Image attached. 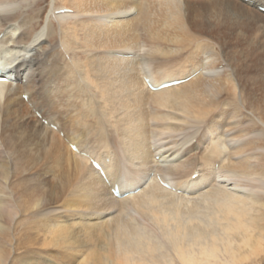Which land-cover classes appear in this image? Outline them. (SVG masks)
<instances>
[{"label": "bare ground", "instance_id": "1", "mask_svg": "<svg viewBox=\"0 0 264 264\" xmlns=\"http://www.w3.org/2000/svg\"><path fill=\"white\" fill-rule=\"evenodd\" d=\"M22 1L0 0V71L2 77L7 78V82H0V115H25L29 117V127H35L34 122L39 126L37 135L50 146L48 151H52L56 158H66L67 168L62 178L67 183L62 187L61 183L31 189L23 187L15 192L2 171L0 264H9L10 257L6 255L4 245L24 248L27 256L31 257L24 264H43L47 257L51 259H48V264L74 263L79 256L88 252L90 246L91 251L80 264L260 263L259 259L264 254V172L252 166L253 157H244L247 152L257 148L259 140L247 141L250 129H242L234 143L238 139H244L247 143H240L237 148L231 149L228 145L231 140H227L226 136L224 139L218 138L214 132L216 130L221 134L220 131L226 130L223 132L226 134L239 127L230 126V119H237L239 115L235 110L228 109L232 110L237 100L234 94L236 85L231 81L222 82L198 75L203 69L210 73L215 70V64L204 63L208 57L197 60L195 55L210 54V50L207 52V48L203 49L204 39L190 30H196L200 25L204 31L210 30L209 24H196L192 19V12L196 10L191 7L201 3L184 0L187 17L192 15V18L186 19L183 0H63L64 7L60 8L74 10L73 16L97 15L98 19L95 16L93 20L90 17L80 20L84 43L78 42L80 29L76 25L72 27L74 42L71 40L73 43H66L64 50L56 51L52 27H45L36 36L30 37L33 18L29 12L18 9ZM200 6L212 11V16L215 12L216 23L211 28L214 34L217 32L216 38L223 34L235 37L237 42H249L251 47L248 50L245 48L240 55L252 60L254 38L249 37L258 31L264 35V13L261 11L264 0H208ZM98 15L113 16L108 21L105 19L106 22L115 16L119 22L112 20L116 24L111 22L109 26L101 22L99 18L102 16ZM73 16L64 15L61 18ZM252 16L263 24L258 30L252 28ZM141 31L143 34H140ZM247 32L250 36L245 38L243 33ZM140 35H145L158 46L150 53V61H138L136 58L139 57L127 60L126 55L140 47ZM46 36L51 45L44 48ZM162 45L179 47L181 53L188 49H192V52L187 53L185 60L166 59L161 64V70L156 72L152 67V63L157 62L154 57L159 54L173 56ZM194 46L197 47L196 51L193 50ZM71 51L97 55L83 65L62 62ZM100 52L105 55L102 56ZM118 52L125 54L126 58L118 57L115 54ZM48 55L54 59L51 60V67L46 59ZM188 62L189 67H186ZM193 73H196L195 77ZM148 76L155 87L179 80L184 83L153 90L146 84ZM24 79H27L26 85L23 84ZM261 82L256 78L252 85H260ZM223 92H228V95L221 101L218 97ZM23 96H28L29 100L26 101ZM255 104L258 111L264 113V101ZM61 106L66 112L75 110L77 113L75 119L70 121L72 128L66 122L57 127L54 117L43 114L48 109L61 112ZM31 109L33 112L36 110L35 114ZM176 111L182 114V119L173 115L172 112ZM36 113L42 114L41 120ZM176 121L204 128L202 137H205L200 140L201 146L203 142L207 143L195 163L186 160L169 165L168 170H174V175L179 179L172 182L171 189H165L157 182L156 166H153L156 163L154 135L158 138L160 134L177 131L171 124ZM43 122L49 127H56L65 141L71 138L72 143L77 141L81 147L76 146L77 151H72L70 142L69 146H64L62 138L46 130ZM154 131L156 134L153 135ZM76 132L82 133L84 138L77 139ZM262 133L257 134L258 138L264 137ZM5 134L3 139L0 137V148H9L12 144L11 139L4 138ZM89 138L94 141L92 147H88L84 140ZM94 156L103 166L105 178L91 166L90 160ZM62 158L59 157L60 160ZM2 162L4 169L7 162ZM217 163H221L219 170L216 169ZM21 165L22 162L17 161L12 167L16 171ZM163 172L168 174V171ZM195 175H198L197 180L193 179ZM74 179L79 186L73 188L71 196H63L61 189L65 187V190L66 186L72 189ZM222 179L225 182L240 179L248 183L232 182L235 184L228 188V185L222 184ZM116 184L119 185L120 196L112 193ZM197 189L203 190V194L199 195ZM39 192L41 198H37L40 197ZM26 195L33 197L27 199ZM52 203H62L64 213L60 215L56 211L58 207L51 210L56 215L48 212ZM128 204L137 209H134L137 214L146 216V221L153 225L151 228L158 231L157 234L135 218L125 216V206ZM108 212L119 216L113 223L108 220L101 222ZM94 217H101L98 219L100 222H83L96 219ZM31 219L34 220L32 223H25ZM80 219L81 222H76ZM92 223L94 225L90 226ZM23 224L24 231L16 237L15 232ZM15 237L17 244L14 243ZM35 251L48 253L39 255Z\"/></svg>", "mask_w": 264, "mask_h": 264}, {"label": "rangeland", "instance_id": "2", "mask_svg": "<svg viewBox=\"0 0 264 264\" xmlns=\"http://www.w3.org/2000/svg\"><path fill=\"white\" fill-rule=\"evenodd\" d=\"M62 1L63 0H23L21 2V4L18 6V9H20L21 11H24L25 13L29 12V15L31 16V18H33L32 31L30 32L31 38L33 36H36L38 34L37 32L40 33L45 27H52L54 29V32H55L54 33V36H55L54 39L55 40L53 41V46H55L54 48L56 49V51H58V50L62 51L65 49L64 45H66V43L70 44V43L74 42L73 41V39H74L73 38L74 37V34H73L74 30L73 29L75 28L76 25L80 29L82 27L81 21H83L85 19H89V17L92 20L97 18V15H95L96 18L94 15H92V16L90 15L89 17H86L85 15H82V17L81 16L75 17V16H73L75 14L74 10H70V9H68L71 11L69 13L59 14L58 13L59 10H61V8L64 7V2H62ZM206 1H208V0H197V2H200L201 4L205 3ZM200 5H195V6L193 5L191 8L196 10L197 13H196V11H194V12H192L193 18H192V15H190L188 17L195 19L196 24L197 23L203 24V25H205L204 23H206V25L209 24L210 30L204 31L203 28L201 29V25H200V28H198L196 30L191 29V28H190V30L192 31V33L194 35L200 36L202 39H204L202 42L203 49L207 48L206 49L207 52H208V50H210L209 51L210 54L206 53L205 55H202V54H200V55L195 54V55L197 56L196 57L197 60H201L203 58L205 59L206 57H208V59L206 58V60H204V63L208 62V65L209 64H213V65L215 64L214 65L215 70H214V73H210L207 69H203L198 73V75L203 74L205 77L209 76L210 78H214L215 80L217 79V80H220L222 82H226V81L230 82L231 81V82H233L234 85H236V91L234 92V94H235V97L237 100L233 103L234 108H232V110L230 108H228V109L230 111L235 110L236 113L238 112L237 114L239 115L237 117V119L239 118L238 120L236 118L230 119L232 121L234 120L233 122L229 120L230 126L233 127V126L238 125L239 127L235 128L234 131L227 132L226 134H224L226 130L220 131L221 134L219 133V131H216V130L214 132L217 133L218 138L222 137L224 139V136H226V138L228 137L227 140H231V142L228 143V145L231 147V149L237 148V146L240 145V143L246 144L247 141L257 142V140H259L257 148L255 150L247 152L244 155V157H253L254 161L252 160L253 161L252 166H254V168H259V169L263 170V172H264V150H263L264 149V137L258 138L259 137L258 133L261 134L262 132H264V118H263L264 113L261 110L258 111V108L256 107V104H255L257 101H260L261 103L264 101V80H263L264 79V35L262 33H260V31L255 32L253 37H249L250 36L249 32H247V34L243 33V34H245V35H243L245 38L246 37L254 38L253 39L254 40V46H253L254 53H253L252 58H251L252 60L246 59L245 57H243L240 54L245 51V48H246V50H248V48L251 47V45H249V42L248 43L245 42V44H244V42H237L235 37H233L231 35H223V34L219 35V37L217 36L218 38H216L217 32L214 34L213 29L211 28V25H215L214 23H216L215 12H214V16H212V11L207 10L206 8H204L203 6H200ZM183 6H184V10H183L184 16L187 19L188 18L187 17L188 12H187V6H185L184 0H183ZM64 15H70V16L72 15L73 17H67L65 19H62L61 16H64ZM104 15L103 16L98 15V17L102 16L99 19L101 20V22L103 21L104 24L108 23L109 26H111L114 21L119 22V20L115 16H114V19H111V20H109V22H106V21H108L107 19H110L109 17H113V16H111V15L110 16L109 15L104 16ZM103 17H104V19H103ZM60 19H62V20H60ZM105 19H106V21H105ZM112 20H114V21H112ZM116 22H114V23L116 24ZM114 23H113V25H115ZM250 23H251L252 28L254 30H258V28H260V26L263 25L262 22L254 16H252ZM253 23L255 25H253ZM255 26H257V27H255ZM72 27H74V28H72ZM200 31L201 32L203 31L202 34ZM239 32H241V31H239ZM79 34H80V41H78V42L80 43V42H83V40H84V39L82 40L83 32L81 33V29H80ZM140 34H143L142 31ZM140 36H141V40L139 42V44H140V47L138 48L139 50L138 49L136 50V48H135L134 53L127 54L126 55L127 60L133 59V58L135 59L136 57H139L141 59L136 58L138 61L139 60L140 61L141 60L142 61H148L150 59V55H151L150 53H152V51H154L156 46H158V45L152 44V42L149 41L145 35H140ZM47 37L48 36H46V38H44L45 39L44 43H43L44 48H45V46L51 45V44H49V40L47 39ZM64 37H66V38H64ZM257 42H259V43H257ZM239 43H241V44H239ZM162 46H163L162 48H164V50L166 48V50L169 51L170 54L173 56L168 57L167 55H164L167 57L166 58L162 54H159L156 57H154V59L156 58V60H154V59L153 60L157 61V62L153 61L154 65L152 63V67L156 72L161 70L160 69L161 64L164 63V61H167L169 58H170L169 61H172L175 59H183V58H184L183 60H185V58L188 56L187 53L192 52V49H190L191 51L188 49L187 51L182 50V53H181V49L179 47H176V46L173 47L172 45H166V47H165V45H162ZM167 46L168 47L170 46V47L168 48ZM177 48H179L178 51H177ZM172 49H173V53H171ZM196 49H197V47L194 46L193 50L196 51ZM40 51H43V49H41ZM255 51H256V53H255ZM259 51H261V53ZM124 52H127V51H124ZM128 53H129V51H128ZM100 54L102 56L105 55L104 52H100ZM115 54H117L118 57H122V58L125 57V54H122L119 52L115 53ZM170 54L168 53V55H170ZM94 55H97V54H95V53L85 54L84 51H76V52L71 51L67 54V58L62 62H67L70 64L75 63V64H82L83 65L85 61L88 62L89 58L94 57ZM180 56L181 57L183 56V57L181 58ZM50 58H49V55L46 56V59H48L50 61L48 63L49 67H51L52 63H53V61H51V60H54V59H50ZM162 59H163V62L161 61ZM248 60H250V61H248ZM182 63H183V61H182ZM34 64H36V63H34ZM186 64H188V65L187 66L185 65V66L189 67V62ZM243 64H245L246 66L243 67ZM260 64H262V67H260ZM178 66H177V69L178 68L180 69V67H178ZM250 67H253V68L251 69ZM236 73H237V75H236ZM195 74L196 73H193L194 77L196 76ZM187 77H190V76H187ZM221 78H224V79H221ZM256 78L259 79L260 82L261 81L262 82L260 85H254L253 86L252 81H254ZM26 83H27V79H24L23 84L26 85ZM246 83H248L249 87L246 86ZM16 86L17 85H15V87ZM250 86H253V87H250ZM55 90H59V89H55ZM249 90H251V92ZM227 95H228V92H223L222 95H220L218 98H220V100L225 99L227 97ZM23 99H24V96H23ZM221 101H223V100H221ZM30 106H32V105H30ZM69 106H70L69 108H71L70 103H69ZM61 108H62V106L59 107V109H61ZM41 109H43V108H41ZM31 110L33 112V109H31ZM48 110H49L48 111L49 113L48 112L45 113V111H44L43 114L48 116L49 118L54 117L53 119L55 120V123L57 124V126L60 124L63 125L64 122L70 124V121L74 120L76 117V114H77V113H75V110L74 111L70 110V111L66 112V110L63 108H62L61 112L60 111H58V112L54 111L55 113L51 112L50 109H48ZM35 111L36 110H34V112H33L34 114H35ZM41 113H39V115L37 114V117L39 120H41L40 119V116H42ZM172 113H173V115L177 116L180 119H182V117H183L182 114L178 113L177 111H176V113L175 112H172ZM16 115L15 116L14 115L13 116L12 115L5 116L3 114L0 115V125H1V128H0V131H1L0 135L1 136L0 137L3 139V136L6 133L8 136L5 134L4 138H9L12 141V144L9 145V148H7V146H5V148H0V153H1V155H0V176L3 175V172L6 174L10 188H13L15 190V192L22 190L23 187H25L27 189L35 188L36 186L37 187H46V185L51 186L52 183H56V184L61 183L60 187L65 185L67 182L65 179L62 178L63 174H64V170H65V168H67L66 167L67 163L65 162L66 158H64L65 156H59V157H63L62 160H60L59 157L56 158V155L53 154L52 151L51 152L48 151L50 146L47 145V143L41 139L40 135L39 136L37 135V134H39V126H37V124L34 122L33 125L35 127H33V126L29 127L28 124L30 123V120H29L28 116H25V115L21 116L18 114L17 115L18 117H16ZM240 118H242V119H240ZM1 119H2V122H1ZM56 120H58V121H56ZM217 120H220V118H217ZM34 121H36V120H34ZM59 121H61V122H59ZM26 122H27V124H26ZM171 124L174 126V128H177V131L170 132V133H164V134H160L159 132H157V134H160L158 136V138H156L157 135H154V134H156L155 133L156 131H154V133H153V135L155 136L154 137L155 141L153 142V144H154L153 145V152L156 156V158L154 159L156 163L153 166H156L155 169L157 171V175H160V177H162L168 183L173 184L172 182L176 181V178L179 179V176L176 177V175H174L175 172H173L174 170L171 169V171H172L171 172L168 170V167H170L171 164H173V163L179 164L180 162L186 161V160H190L191 162L195 163V161L198 159L199 154L203 153V151L206 149V143L207 142H203L204 144L201 146L202 142L200 140L205 137V136L202 137L204 128H200V127H196V126L194 127V125H191V124H189V126H188V124H185V123H182L179 121H178V123H177V121L174 123L171 122ZM44 125H45V127H47L46 130L52 131L53 133L55 132L58 134L57 130L53 129L52 126L49 127V125L46 123H44ZM72 125L73 124L71 123L70 128H72L71 127ZM251 125H252V127H251ZM253 126L255 128H253ZM181 128H184V129L182 130ZM242 129H243V131L250 129V133H251L249 135L250 137L249 136L247 137V139H248L247 141L246 140L243 141L244 139L243 140L238 139L239 141L237 140L234 143L236 136H238L240 134L239 132H241ZM41 133H42V135H44L43 132H41ZM262 134H264V133H262ZM58 136L60 139L62 138L61 140H62L64 146H69L70 144L71 145L74 144L77 147H81L80 145L78 146L79 142H77V141L72 143L71 138L70 139L67 138V140L65 141V139L62 137L63 135L60 136V134H58ZM75 137L77 139H80V140L82 138H84V136H82V133H78V132L75 133ZM15 138H17V139H15ZM232 139H233V142H232ZM84 140H86L88 147L94 146V141H92L90 138L84 139ZM68 143H69V145H68ZM261 149H262V151H261ZM33 150H34V152H33ZM42 150H45L46 153H45V151L43 152ZM71 150H72V148H71ZM6 151L8 152V154H4ZM12 152H14V153H12ZM42 152H43V156L41 155ZM46 155H47V157H46ZM94 158L97 159L96 156H94ZM11 159H12V161H11ZM2 161L7 162V167H5L7 169L2 168V165H3ZM17 161L22 162V165L20 166L21 168H18L15 171V169L12 166H13L14 162H17ZM197 163H199V161H197ZM216 165H217L216 169L219 170L221 167V163H217ZM4 166H5V164H4ZM128 166H130V165H128ZM128 168H130V167H128ZM164 170L168 171V174H166L167 176L163 172ZM154 174H156V173H154ZM193 179L197 180V178L195 176L193 177ZM29 180H30V182H29ZM222 180H221L222 184L228 185L229 186L228 188L233 187V185L235 183L232 184V182H236V183L240 182L241 184L242 183H248L246 180L240 181V179L239 180H227V182H225L226 180H224V179H222ZM34 181H36V182H34ZM40 183H42V184H40ZM33 185H34V187H33ZM77 185L79 186L78 182H76V180H75V182L72 183V185H71L72 189H70L68 186H66L67 188L65 190H63L65 187L62 188L61 192L63 193V196L64 195H65V197L71 196L73 194V193H71V191L73 192V188ZM197 190H199V189H197ZM197 193L199 195H201V194H203V190H201V191L199 190ZM36 195H37V193H36ZM248 195H250V193ZM39 196L40 197H37V198L42 197L40 192H39ZM32 197L33 196L29 197V195H26L25 198L30 199ZM61 204L62 203H57V204L52 203V207L48 208V209H50L48 212H54V211H51V210H53V207H58V209L57 208H55V209H57L56 211H58V213L61 215L62 213H64V210H65V209H62ZM128 205L125 206L126 207L125 208L126 209L125 210V216L130 217V218H135L138 222L140 221L142 224H144V226L147 227L148 229L151 227L153 228V225L151 223L148 224V221H146L145 215L137 214L135 212V210H137V209L133 208L132 204H128ZM128 207H130V208L128 209ZM54 215H56V213ZM103 216L104 217H102V219H101V217H94L96 219L84 220L83 222L88 221V223H90V222L96 223L97 221H99L98 219H101L100 220L101 222L108 220L107 222L113 223L114 219L116 217H118L119 214H116L114 212H108V213L104 214ZM110 220H112V221H110ZM33 221L34 220L31 219V221H26L25 223L30 224ZM69 221L71 222L70 219H69ZM76 222H81V219H80V221L77 220ZM93 223L90 224V226L94 225ZM24 228H25V225L24 224L21 225L18 228V230L15 232V236L19 237L18 235L22 231H24L23 230ZM152 228L150 229V231L153 232L154 234H157L158 231H155ZM16 237H15L14 243L17 244L18 241H17ZM3 247H4V250L7 252L6 255H9V257H10L9 262H8L9 264H24L25 260H29L31 258V257H28L27 254L24 252V248H17L16 246L12 247L11 245H4ZM89 248H92V246H90ZM89 248H88V252L85 255H81V256L78 255L79 257H78V259L76 258L77 259L76 261L74 260V263H73V261H71V262L68 261V263L69 264H71V263L72 264H80L83 261L84 257L91 251ZM34 249H38V248L34 247ZM41 249H43V248H41ZM50 252H51V250H50ZM45 253H48V252H45V251L44 252H36L35 251V254H39V255H46ZM44 258H46V257H44ZM48 259L51 260L49 257H47L46 259H44V261L42 263L48 264ZM80 259H82V260L80 261ZM32 260H34V258ZM40 261H41V259H40ZM78 261H80V262H78ZM259 262L260 263L254 262V264H264V254L260 257Z\"/></svg>", "mask_w": 264, "mask_h": 264}]
</instances>
